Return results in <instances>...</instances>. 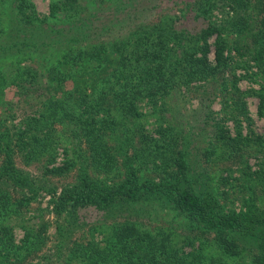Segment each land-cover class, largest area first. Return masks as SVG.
Here are the masks:
<instances>
[{
  "label": "trees",
  "instance_id": "1",
  "mask_svg": "<svg viewBox=\"0 0 264 264\" xmlns=\"http://www.w3.org/2000/svg\"><path fill=\"white\" fill-rule=\"evenodd\" d=\"M135 2L50 0L41 16L33 0H0V264H245L243 241L264 264V132L246 100L264 119V0H194L204 24L191 31L169 13L135 17ZM191 93L193 123L174 103ZM42 191L63 216L53 253L43 209L27 218ZM86 207L102 218L82 221ZM82 225L98 236L74 237Z\"/></svg>",
  "mask_w": 264,
  "mask_h": 264
},
{
  "label": "rangeland",
  "instance_id": "2",
  "mask_svg": "<svg viewBox=\"0 0 264 264\" xmlns=\"http://www.w3.org/2000/svg\"><path fill=\"white\" fill-rule=\"evenodd\" d=\"M33 2L36 5L38 13H40L41 16L47 15L50 11V0H33ZM154 3V7H149V3ZM194 0H136L134 4V9L132 10V13L135 14V17L142 18L144 20H157L159 16H161L163 13H169L171 15H176L179 19L177 21V25L179 28H187L188 30H196L197 27H200L201 25L204 24L203 21H201L195 12L190 8L193 7ZM148 6V7H147ZM119 10V11H118ZM115 11H106L107 15H112V12H117L120 17H124L126 12H122L121 9H118ZM215 13L218 15V17H222L221 10L215 11ZM105 17V16H104ZM137 18V20H140ZM214 41V37L211 38V42ZM213 58V55L211 56ZM237 73H244L243 70L237 69ZM258 78V77H257ZM261 80H250L249 78H242L239 80V86L243 90L247 89H253L254 88H259V82ZM7 90V94H8ZM196 94H189L186 96L182 97H174V103L179 109L181 110V116L183 119H187L190 122H197L199 119H202V114L203 110L200 109V97L195 96ZM247 103H248V110L249 114L253 120V129L257 131L258 133H263L264 132V119L258 114V104H259V98L256 95L253 94H248L247 97ZM173 104V103H172ZM222 107L221 101L217 100L213 104V108L217 111L220 110ZM178 110V109H177ZM20 115L21 113L18 112ZM230 126L232 127L233 124L232 122H229ZM243 130L245 132L248 131L249 125L247 124L246 121L242 123ZM233 129V128H232ZM65 153L62 148L59 149V153L56 159L57 165H60L62 161L64 160ZM249 163L253 166L254 169L258 168L259 164V159L255 157H250L249 158ZM19 164L23 166V162L19 160ZM26 169H30L33 173L37 174L39 173L38 168L36 165H32L27 167ZM76 177V171L71 170L70 173H67L62 176H52L50 178L51 180V185L56 186L58 188V191L61 190V188L68 184L71 183L75 180ZM262 201L258 202V205H261ZM235 205L240 208L241 204L239 200L235 202ZM39 208L43 209V215L44 219L46 221H50V227L48 228V236L49 240L47 241L46 246L42 250L45 251L46 249L48 250L49 248L51 249L49 253L54 252V245L56 244V224L58 223L57 221H61L63 218L60 217V219H57L58 216L56 213H54L53 210V203H52V193H49L47 191H42L40 196L38 197L37 201L33 202L30 206V211L27 214V218L29 216H34V215H39ZM264 209V206H263ZM80 217L81 220L84 222L88 223H94L99 221L102 218V212L97 210L94 207H86L82 208L80 210ZM171 215L168 216L169 219H171ZM182 220H184L183 217H181ZM33 223H40V219L38 217H35L34 219L31 218ZM177 221H180L179 219ZM157 225H162V219L154 222ZM179 232L182 231V228L180 227L178 229ZM96 231H91L90 226L87 225H82L74 234V237H82V238H88L90 234H93ZM97 233V232H96ZM23 235V229L21 227H17L16 230V236L18 239H20ZM98 236V233L96 234ZM245 246L243 247L242 251L240 249L239 254H241V258L238 259V263H245L249 264L252 260L251 254L254 252H258V247L257 244H251L248 243L249 241H243ZM191 247H187V250H190ZM54 261L52 264H63L61 261L57 260V257L53 258ZM231 258L228 259L230 261ZM204 264H207L210 261H207L206 259H202ZM34 262V261H33ZM234 263V261H232Z\"/></svg>",
  "mask_w": 264,
  "mask_h": 264
}]
</instances>
